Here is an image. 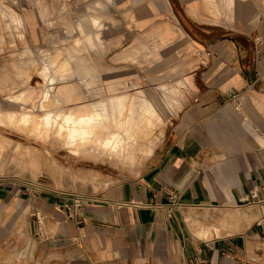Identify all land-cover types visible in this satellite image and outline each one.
I'll list each match as a JSON object with an SVG mask.
<instances>
[{"label":"crops","instance_id":"1","mask_svg":"<svg viewBox=\"0 0 264 264\" xmlns=\"http://www.w3.org/2000/svg\"><path fill=\"white\" fill-rule=\"evenodd\" d=\"M78 34L99 45L91 67L115 68L102 74L164 55L188 101L140 176L71 211L0 181V264H264V0H0V51L24 52V35L39 50L69 49ZM15 66L24 57L0 54V94L21 84ZM56 92L87 100L74 85ZM232 209L243 231L207 239L192 227L228 222Z\"/></svg>","mask_w":264,"mask_h":264},{"label":"rangeland","instance_id":"2","mask_svg":"<svg viewBox=\"0 0 264 264\" xmlns=\"http://www.w3.org/2000/svg\"><path fill=\"white\" fill-rule=\"evenodd\" d=\"M82 20H77L78 26ZM93 23L101 26L98 19L94 18ZM90 37L78 34L73 36L69 49L43 51L24 35V52L0 51L13 60L24 57V68L14 67L19 70L21 84L0 94V181H18L31 190L55 194L66 203L76 195L86 197L140 176L149 158L161 147L188 101L182 80L174 78L178 68L167 65L164 55L157 53L154 66L128 68L124 77L118 72L102 74L115 68L90 66L99 46ZM87 45L91 50L86 49ZM139 60L137 57L128 62ZM68 85L76 86L87 100L67 105L56 90ZM82 109L88 114L95 111L96 122L75 126V137H71L74 122L62 127L44 124L49 112L62 116L68 110ZM109 132L117 135L109 139ZM117 141L121 143L115 144ZM147 147L151 152L145 151ZM32 158L38 160L39 167L28 164ZM230 211L234 213L233 217L229 214L232 219L228 222L214 215L205 218L203 224L194 219L192 227L205 229L207 235L200 237L207 239L243 231L241 214ZM235 226L237 231H227Z\"/></svg>","mask_w":264,"mask_h":264},{"label":"bare ground","instance_id":"3","mask_svg":"<svg viewBox=\"0 0 264 264\" xmlns=\"http://www.w3.org/2000/svg\"><path fill=\"white\" fill-rule=\"evenodd\" d=\"M60 111V110H59ZM65 111V110H64ZM105 112V111H104ZM49 115H51L50 117H45L44 118V124H48V125H51V127H52V125H54V124H59L58 126H64L63 124H66V125H69V123H71V122H74L75 124H74V127H73V132H72V134H71V137H75V135H77L76 134V127L75 126H77V125H79V124H88V126H89V124H92V122L93 121H95L94 120V118H95V115L97 114V113H95V111L94 112H92L91 114L89 113L88 114V110H75V111H73V110H68V111H66L65 113H63L64 115H60L59 113H55V111H53V112H49L48 113ZM102 114V113H101ZM99 115V114H98ZM97 116V115H96ZM101 116V115H100ZM97 119V118H96ZM40 122V121H39ZM96 122V121H95ZM41 123H43V122H41ZM72 124V123H71ZM96 124V123H95ZM94 124V125H95ZM47 125V126H48ZM56 126V125H55ZM58 126H57V128H58ZM69 126H71V125H69ZM68 126V127H69ZM81 126V125H80ZM84 128H85V126L84 125H82ZM54 127V126H53ZM61 127H60V129H61ZM67 127V128H68ZM91 127H93V125L91 126ZM72 128V127H71ZM88 128V127H87ZM63 129V128H62ZM61 129V130H62ZM65 129H66V126H65ZM64 129V130H65ZM89 129H90V127H89ZM92 129V128H91ZM96 129V128H95ZM103 129V128H102ZM57 130H59V129H57ZM60 130V131H61ZM80 130H82V129H80ZM84 130V129H83ZM63 131V130H62ZM90 131V130H89ZM94 131V130H93ZM107 131V130H106ZM114 131L116 132V130H115V128H114ZM117 131H119V130H117ZM141 131V130H140ZM85 134H86V131L84 130L83 131ZM101 132H103V131H101ZM101 132H98V134H100ZM114 132V133H115ZM121 132V131H120ZM95 133H97V132H95ZM80 134V133H79ZM89 134H91L90 132H89ZM94 134V133H93ZM93 134H91V135H93ZM98 134H97V137H99L98 136ZM103 134V133H102ZM141 134V133H140ZM148 134V133H147ZM106 135V134H105ZM109 139H111L112 137H115L117 134H110V132H109ZM93 136H96V135H93ZM102 136V135H101ZM104 136V135H103ZM130 136V135H129ZM144 136V135H143ZM148 136V135H147ZM80 137V136H79ZM85 137V136H84ZM118 137V136H117ZM134 137V136H133ZM149 137V136H148ZM87 138V137H86ZM90 138H92L93 139V137H90ZM106 138V137H105ZM85 139V138H84ZM89 139V138H88ZM119 139V138H118ZM117 139V140H118ZM123 139V138H122ZM73 140V139H72ZM79 140V139H78ZM74 141V140H73ZM72 141V142H73ZM93 141V140H92ZM96 141V140H95ZM94 141V142H95ZM114 141H115V139H114ZM120 143H121V141H119ZM127 142V141H126ZM106 143V142H105ZM110 143V142H109ZM113 143V142H112ZM120 143H118V141H117V143H115V144H120ZM114 144V143H113ZM128 144V146H129V143H127ZM95 145V144H94ZM108 145V144H107ZM112 145V144H111ZM122 145V144H121ZM125 145V144H124ZM133 145V144H132ZM98 146V145H97ZM106 146V145H105ZM104 146V147H105ZM109 146H110V144H109ZM114 146V145H113ZM118 146V145H117ZM103 147V146H102ZM116 147V146H115ZM114 147V148H115ZM134 147V146H133ZM93 148V147H92ZM120 148H122V147H120ZM90 149V148H89ZM104 149V148H103ZM151 148L150 147H147L146 149H145V151H147V150H150ZM130 150V149H129ZM87 151V150H86ZM123 151V150H122ZM135 151V150H134ZM153 151V150H152ZM98 152V151H97ZM150 152H151V150H150ZM113 153V152H112ZM147 153V152H146ZM89 154H91V153H89ZM94 154H95V152H94ZM99 154V153H98ZM120 154V153H119ZM149 154H151V153H149ZM116 156V155H115ZM126 156H127V154H126ZM117 157V156H116ZM128 158V157H127ZM109 159V158H108ZM128 160V159H127ZM122 161V160H121ZM132 161H133V157H132ZM125 162V161H124ZM230 213H226L225 214V216L229 219V221L232 219V217L229 215ZM224 217V216H223ZM222 221H226L225 219H222ZM228 221V220H227Z\"/></svg>","mask_w":264,"mask_h":264},{"label":"built area","instance_id":"4","mask_svg":"<svg viewBox=\"0 0 264 264\" xmlns=\"http://www.w3.org/2000/svg\"><path fill=\"white\" fill-rule=\"evenodd\" d=\"M234 96H236V95L234 94ZM84 200H85L84 196L76 195L75 197L71 198L70 201H67L66 203H64V206L68 211H71L72 208L77 207V206H81L83 204ZM170 200H171V203L173 204V208L179 207L180 202H179L178 192L171 193L170 194ZM171 211H173V209Z\"/></svg>","mask_w":264,"mask_h":264}]
</instances>
